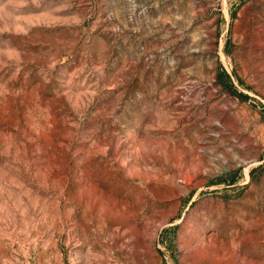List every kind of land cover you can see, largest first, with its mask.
Segmentation results:
<instances>
[{
  "label": "rangeland",
  "instance_id": "374dc122",
  "mask_svg": "<svg viewBox=\"0 0 264 264\" xmlns=\"http://www.w3.org/2000/svg\"><path fill=\"white\" fill-rule=\"evenodd\" d=\"M0 264H264V0H0Z\"/></svg>",
  "mask_w": 264,
  "mask_h": 264
},
{
  "label": "trees",
  "instance_id": "16d2710c",
  "mask_svg": "<svg viewBox=\"0 0 264 264\" xmlns=\"http://www.w3.org/2000/svg\"><path fill=\"white\" fill-rule=\"evenodd\" d=\"M217 79H218L219 83H221L222 86H225L229 91H231V92L234 91L233 86H232L231 81H230L229 74L224 68H222V67L218 68ZM237 95H241L240 92H237Z\"/></svg>",
  "mask_w": 264,
  "mask_h": 264
}]
</instances>
